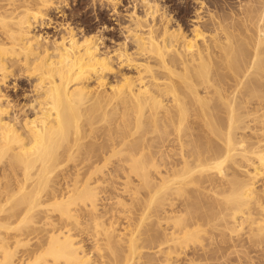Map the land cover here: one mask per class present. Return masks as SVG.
<instances>
[{"label":"bare ground","instance_id":"6f19581e","mask_svg":"<svg viewBox=\"0 0 264 264\" xmlns=\"http://www.w3.org/2000/svg\"><path fill=\"white\" fill-rule=\"evenodd\" d=\"M208 1L190 37L140 0L135 52L116 57L137 77L109 84L96 37L32 33L65 0H0V82L27 71L35 92L16 112L0 91V264H209L227 251L248 264L264 247V0Z\"/></svg>","mask_w":264,"mask_h":264},{"label":"rangeland","instance_id":"374dc122","mask_svg":"<svg viewBox=\"0 0 264 264\" xmlns=\"http://www.w3.org/2000/svg\"><path fill=\"white\" fill-rule=\"evenodd\" d=\"M65 1H66V3L64 2L60 5L61 10L60 9H58V10L51 9L49 11L50 12L49 17L51 19L50 20L51 22L48 19L44 25H42V26L36 25L35 28L32 30V33H35V34L37 33V35H39L40 37H43V38L46 37L47 38L46 41H49V42H51L53 40L54 41H60L61 36L63 34H65V32H66L65 29L68 27V28H72L74 31H76V33L78 35L77 37L80 39H82L83 37H87V36L88 37H90V36L96 37L97 43H98V48H99L98 53L99 54H108V56L112 57V61H113L114 70L112 72H110V74L108 73V75L106 76L107 78L105 77V80H106L105 83L114 84L115 81L118 80V78L120 79V76H123V77L129 76L130 78L132 77V79L136 78L137 77L136 69L132 66H128L127 64H125V67L123 66L124 64L122 66H119V58L116 59V57H118V51L124 43L126 44V46L128 45L127 46L128 48L126 46L125 47L128 49L127 51L129 53L135 52V49L133 50V48H135V47H133V46H135V43L132 40L130 41V39L126 40V37L131 36L126 32V30L128 29V28L126 29V26L127 27L129 26L128 23L131 22L132 16H134V15H138V16L141 15L142 16L144 14L145 8L143 7L142 4H141L142 6L140 5V0H117V1H115L116 7H117V8L115 7V9L117 11L116 14L112 11V6H111L112 3L110 2V0H65ZM205 1H206V3H208V6L210 7V9H212L211 11H214V7L210 6L212 4L208 0H205ZM236 1L235 0H229L227 2L231 3V5L234 3V6H236ZM157 2H158L159 7H160L159 14L160 13H162V14L164 13L165 15L168 14L169 17L167 15L166 16L172 20V21L170 20V23H169V24H171V25H169L170 28L172 27V29H174L175 27L176 28L181 27L182 31L189 34L191 37V30L193 29L192 27H194L196 25V23L199 21V19L197 20V17H196L197 16L196 11L198 10V8L200 6L199 0H157ZM224 2H226V0ZM224 2H222V0L216 1L217 4H223ZM37 7L40 8V6H37ZM41 8H43V7H41ZM202 15H204V13ZM205 15H206V13H205ZM187 34H185V35H187ZM189 35H188V37H189ZM13 69L14 68H12L11 71ZM24 72H21V73L16 72L14 77L12 75H10L11 77L8 75L5 79V82H0V91L3 94H6L7 96H9L8 98L11 102L14 101L13 104L17 106L16 112H17V109H23L22 108L23 106H25L26 104H29L31 99H33V95L35 94L34 89H33L34 88L33 87L34 77H32L33 75H30V72H27V71L25 73ZM10 74H13V73L11 72ZM94 78L95 77L89 79V82H88L90 84L89 86L96 87V84H97L96 81L97 80ZM32 90H33V92H32ZM18 112L20 114H22V112H20V111H18ZM29 113L30 112L28 111V114ZM5 159L2 158L0 160L1 161L0 170H2V172H1L2 174H5V172L3 170V169H5L4 162H3V161H5ZM1 168H3V169H1ZM0 176L2 177V175H0ZM2 182H4V181H2ZM261 182H264V179H263V181L261 180L257 185L260 186L262 184ZM118 192H121V191H118ZM124 194H125V198H126L127 197L126 193H124ZM107 206H109V207H107ZM105 207L110 208L111 206L105 205ZM122 220H125V219L123 218ZM122 220L120 219L119 220L120 222L118 221V223H117L118 226L116 225V228L117 227L119 228V226H120L119 223H121V225L123 223L126 224V221L123 222ZM14 223H13V226H14ZM2 231H0V233ZM10 231H11L10 233L13 232L12 236H14L15 232H18V230H16V229L15 230L13 229ZM3 234H4V231H3L2 235ZM243 237H245V238H243ZM243 237L241 236L242 241L246 240V235L245 236L243 235ZM241 238L239 237L238 239L241 240ZM12 243H13V239L10 240L9 245L10 246L14 245V243L13 244ZM15 246L16 245H14V247ZM222 246H225V245L223 244ZM21 247L22 246L16 247V252H17L16 256L23 254V250H22L23 248H21ZM262 248L264 251V247H261L260 249L262 250ZM18 249H20V250H18ZM25 249H26V247L24 248V250ZM260 249H258V250L261 251ZM258 250H257V252L253 251V252H255L254 254H253V252H251L250 256L252 257V259H253V257H255L254 258L255 260L257 259V257L259 258V256H261L262 261H261V259L260 260L258 259L256 261L253 259L252 262H250L248 264H258V263L260 264L261 262H264L263 261L264 257L262 256V254L264 252L262 251L261 255H260V252H258ZM224 254L225 255L227 254L228 256L227 255L226 256L227 257L230 256V257L227 258L224 255V257H225L224 260L226 259L225 261L222 258L221 259L222 262H221V260L210 261L209 264H212V263L213 264H221V263L222 264H237V263L240 264V262L242 261V259H241V261H238L237 257L233 256L234 254L229 255L228 251H227V253H224ZM252 254H253V256H252ZM232 258L234 259L233 261H232ZM235 259H237V260H235ZM218 262H220V263H218ZM198 263L201 264L202 262H198ZM203 264H204V262H203ZM242 264H247V263L243 262ZM261 264H264V263H261Z\"/></svg>","mask_w":264,"mask_h":264}]
</instances>
